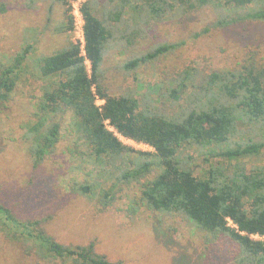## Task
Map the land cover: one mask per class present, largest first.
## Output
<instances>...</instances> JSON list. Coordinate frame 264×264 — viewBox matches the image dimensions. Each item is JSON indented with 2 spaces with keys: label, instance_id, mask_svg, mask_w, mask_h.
<instances>
[{
  "label": "trees",
  "instance_id": "1",
  "mask_svg": "<svg viewBox=\"0 0 264 264\" xmlns=\"http://www.w3.org/2000/svg\"><path fill=\"white\" fill-rule=\"evenodd\" d=\"M43 1L50 2L47 20L53 2L63 6L65 25L57 27L59 32L73 29L68 0ZM208 3L218 12L214 27L243 19L264 21V0H86L82 4L85 56L80 53L79 43L69 41L66 46L41 57V75H60V78L35 103L36 110L26 122L23 138L31 165L39 166L54 151L61 137L56 114L70 111L74 143L90 149L89 153L100 165L117 166V180L125 184L140 183L139 196L134 194L127 208L120 210L131 223H136V212L140 209L178 217L200 231L206 243L227 241L234 262L264 264V164L248 169L243 161L263 154L264 139L236 142L235 147L216 151L230 137L243 132L238 123L264 125V65L220 68L205 74L185 68L180 82L173 79L176 84L168 91L172 103L183 99L182 93L190 87L189 83L194 89H189L186 101L173 113L162 106L157 94L151 95L157 89L149 84L140 94H111L103 82L102 61L108 47L132 45L136 41L134 34L143 22L160 21L167 14H183ZM4 8L1 3L0 11ZM129 8L138 10L139 24L123 30L121 26L126 22L125 13ZM98 11H102V17H98ZM208 29L205 27L203 31ZM174 46L171 42L157 44L126 58L122 67L135 70ZM31 48L30 45L22 47L10 63L0 68V103L11 98L19 67ZM96 98L102 103L97 104ZM118 135L145 143L151 149L133 148L124 144ZM192 144L201 148L205 157L219 154L225 161L210 165L205 175L196 176L189 165L191 156L178 158L180 149ZM153 170L156 173L148 178ZM95 185L100 187L99 182ZM113 187L114 184L107 188L101 186L97 197L90 184L72 185V189L96 197L102 208L113 203ZM44 219L19 218L0 199V233L19 242L26 254L71 264H122L98 252L93 240L86 244L59 242L45 229ZM252 234L261 238L255 239Z\"/></svg>",
  "mask_w": 264,
  "mask_h": 264
},
{
  "label": "rangeland",
  "instance_id": "2",
  "mask_svg": "<svg viewBox=\"0 0 264 264\" xmlns=\"http://www.w3.org/2000/svg\"><path fill=\"white\" fill-rule=\"evenodd\" d=\"M105 2L107 0H100ZM219 1V0H213ZM225 1V0H220ZM0 68L11 62L22 47L30 45L11 98L0 103V199L19 218L44 219V227L56 240L65 244L95 242L98 252L122 264H238L231 259L227 241L206 243L204 235L186 221L170 215H156L145 209L136 212V223L120 210L129 199L139 196L140 183L125 184L117 180L119 169L112 164L100 165L84 144L77 146L71 133V112L57 113L61 137L54 151L33 167L26 151L23 133L27 121L35 112V103L44 92L52 89L60 75L44 77L39 71L41 57L76 42L74 30L58 31L65 25L63 6L53 2L47 20L49 1L0 0ZM138 10L125 13L123 30L139 24ZM174 13V12H172ZM102 17V11L97 12ZM218 12L208 3L181 14H167L162 20H149L139 26L136 40L127 47L110 46L102 61L103 82L111 94L143 93L147 84L163 107L173 113L186 101L190 87L182 93L180 102L173 104L168 94L180 82L185 68L205 74L217 69H237L249 64L264 65V21L237 20L223 27H214ZM208 27V31L203 29ZM174 43V49L161 54L135 70L127 71L123 61L162 43ZM177 82V83H178ZM159 86V87H158ZM184 100V102H183ZM102 101H98L101 104ZM161 106V105H160ZM243 132L230 137L218 150H225L249 140L264 139V125L238 123ZM74 133V132H73ZM138 150H149L128 138L121 139ZM77 150V151H76ZM189 154V165L196 176H203L210 165L225 161L219 154L206 155L197 145H186L178 158ZM247 168L264 164L263 154L244 158ZM118 165V162L116 163ZM156 170L147 177L151 178ZM114 184V200L106 208L92 195L72 189L73 184H90L98 193L100 187ZM169 216V217H168ZM48 217V219H47ZM175 227V230H172ZM0 264H71L59 260L38 258L26 254L20 243L0 233Z\"/></svg>",
  "mask_w": 264,
  "mask_h": 264
},
{
  "label": "built area",
  "instance_id": "3",
  "mask_svg": "<svg viewBox=\"0 0 264 264\" xmlns=\"http://www.w3.org/2000/svg\"><path fill=\"white\" fill-rule=\"evenodd\" d=\"M68 1H69V4H70L69 13L71 14L72 19H73V29L72 30H74L75 34L77 35V40H76L75 43H79L80 53L83 56H85V52H84V38H83V23H84V20H83V14H82V4L86 0H68ZM84 61H85L87 69L89 70V61L86 59V57H85ZM98 101H102V100L99 99V98H96L97 104H98ZM118 137H119L120 140L122 138H126V137H123L121 135H118ZM136 144L145 146L149 150L151 149V147L149 145L145 144V143L136 142ZM251 236L253 238H255V239L261 238L257 234H252ZM262 239H264V237H262Z\"/></svg>",
  "mask_w": 264,
  "mask_h": 264
}]
</instances>
